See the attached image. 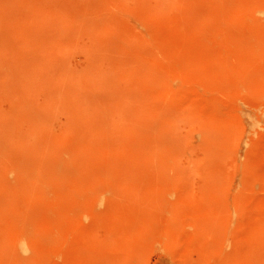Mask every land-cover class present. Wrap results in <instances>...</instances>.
<instances>
[{"label": "rangeland", "instance_id": "374dc122", "mask_svg": "<svg viewBox=\"0 0 264 264\" xmlns=\"http://www.w3.org/2000/svg\"><path fill=\"white\" fill-rule=\"evenodd\" d=\"M0 264H264V0H0Z\"/></svg>", "mask_w": 264, "mask_h": 264}]
</instances>
